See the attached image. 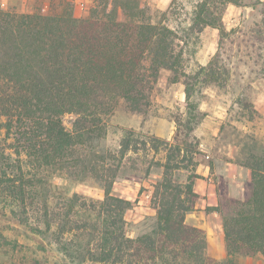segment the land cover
Here are the masks:
<instances>
[{"label": "trees", "instance_id": "16d2710c", "mask_svg": "<svg viewBox=\"0 0 264 264\" xmlns=\"http://www.w3.org/2000/svg\"><path fill=\"white\" fill-rule=\"evenodd\" d=\"M237 2L200 0L190 29L210 26L224 37V10ZM176 36L141 0H113L112 6L106 1L82 17L74 16L65 0H52L48 12L0 10V117L5 132H0V195L20 207L12 212L27 220L32 232L50 235L77 264L87 258L100 264H218L207 253L204 230L186 222L197 194L191 183L183 187L173 181L171 171L179 164L171 163L191 151L192 130L203 115L199 100L192 99L200 93L195 85L235 86L239 118L254 120L258 114L249 84H238L224 45L206 65L187 73ZM162 69L173 72V81L185 77L189 116L178 121L175 143L152 139L156 150L162 142L168 151L164 178L154 191L158 223L151 233L132 237L125 220L131 201L112 193L119 164L111 168L110 152H97L91 143L105 134L106 117L121 102L137 112L150 106ZM66 113L76 114L72 130L64 125ZM240 142L230 161L250 169L253 188L248 200H234L231 211H222L229 261L237 255L264 256V138L245 132ZM131 149V139L125 137L119 160ZM67 174L101 180L104 198L74 193L63 206L51 205L47 176ZM43 195L41 208L37 201ZM34 214L37 220L31 222ZM28 263L42 264L37 257Z\"/></svg>", "mask_w": 264, "mask_h": 264}, {"label": "rangeland", "instance_id": "374dc122", "mask_svg": "<svg viewBox=\"0 0 264 264\" xmlns=\"http://www.w3.org/2000/svg\"><path fill=\"white\" fill-rule=\"evenodd\" d=\"M62 1L54 0L56 3ZM65 1L66 7L76 17L85 16L90 9L106 1L109 6L113 4V0ZM199 1L141 0L150 8L151 15L156 20L168 24L177 33L176 42L178 49L183 50L185 72L190 73L206 65L224 45L234 64L238 84H249L250 100L257 110L258 115L254 120H249L247 116L239 118L242 109L240 104L233 103L232 90L235 86L207 83L200 87L199 84L195 85L200 93L192 95V99L199 100V110L203 115L192 130L194 143L191 151H183L180 156L174 157L171 164L179 166L173 168L171 178L183 187L189 183L193 185L197 196L192 197L193 210L186 213V222L193 226L201 222L200 228L204 230L208 253L209 242L216 251L222 248L226 250L222 211H231L233 201L239 199L236 196L239 191L237 184L228 175H222L224 166L227 162L235 163L230 160L238 154L240 140L245 132L264 138V0H238L236 4L230 3L223 13L227 30L224 37L218 29L210 26L202 31L190 29ZM51 2L52 0H0V10L48 12ZM164 11L165 15L162 13ZM173 75L169 69L160 71L151 95V104L145 111H133L126 103L121 102L114 113L106 117L105 134L91 143V147L97 152H110L107 165L116 168L119 164L112 193L131 201L125 220L126 231L132 237L151 233L157 227L154 191L164 178L163 165L168 154L162 142L175 143L178 121L189 116L186 79L182 76L178 81H173ZM75 117L74 113L63 116L68 130H72ZM2 124L3 118L0 117V132L3 136L5 132ZM125 137L131 139L134 149L119 160V150ZM155 138L162 141L159 143V150L153 147L152 139ZM231 150L237 151V154L231 157ZM210 177L213 178V183L209 181ZM47 180L50 182L47 198L56 207L63 206L66 197L74 193L94 200H101L105 196L101 180L92 175L47 176ZM241 184L240 189L245 199L239 200L246 201L252 195L250 173L243 177ZM45 195L38 197L37 204L41 208ZM13 208L20 209L16 204L7 203L0 195V264H29L31 257L40 258L42 264H77L59 250V245L50 235L32 232L27 220H21L12 212ZM36 217V214L32 215L30 221H36ZM228 259L226 255L223 259L216 260L218 264H264V256L261 254L237 255L230 261ZM82 264L100 263L87 258Z\"/></svg>", "mask_w": 264, "mask_h": 264}, {"label": "crops", "instance_id": "0c3cea01", "mask_svg": "<svg viewBox=\"0 0 264 264\" xmlns=\"http://www.w3.org/2000/svg\"><path fill=\"white\" fill-rule=\"evenodd\" d=\"M231 157L235 156L237 154V151L235 150H231ZM225 168L223 169V174L222 175H228V178L231 181H234L235 184H237L238 186V193L236 194V196L239 199H245L244 195H243V191L240 189L241 188V180L243 179V177H246L249 175H251V171L248 168L243 167L242 165L239 164H235V163H231V162H227L226 165L224 166ZM195 226L201 227V222L199 221V223H195ZM222 247V245H221ZM223 249V248H222ZM219 249V251H216L212 248V244L211 242H209L208 244V253L210 256L216 258V259H223L224 257H226L227 255V250H222ZM226 251V252H225Z\"/></svg>", "mask_w": 264, "mask_h": 264}, {"label": "built area", "instance_id": "2783aa9c", "mask_svg": "<svg viewBox=\"0 0 264 264\" xmlns=\"http://www.w3.org/2000/svg\"><path fill=\"white\" fill-rule=\"evenodd\" d=\"M209 181H210L211 183H213V178H212V177H210V178H209Z\"/></svg>", "mask_w": 264, "mask_h": 264}]
</instances>
